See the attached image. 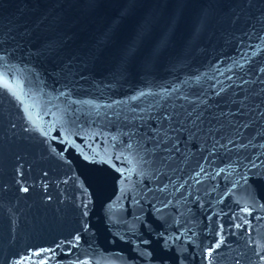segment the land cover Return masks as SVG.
Returning a JSON list of instances; mask_svg holds the SVG:
<instances>
[{
  "label": "water",
  "instance_id": "95a60500",
  "mask_svg": "<svg viewBox=\"0 0 264 264\" xmlns=\"http://www.w3.org/2000/svg\"><path fill=\"white\" fill-rule=\"evenodd\" d=\"M0 264H264V0H0Z\"/></svg>",
  "mask_w": 264,
  "mask_h": 264
},
{
  "label": "snow or ice",
  "instance_id": "6c2138e0",
  "mask_svg": "<svg viewBox=\"0 0 264 264\" xmlns=\"http://www.w3.org/2000/svg\"><path fill=\"white\" fill-rule=\"evenodd\" d=\"M0 83H4L3 81H0Z\"/></svg>",
  "mask_w": 264,
  "mask_h": 264
}]
</instances>
